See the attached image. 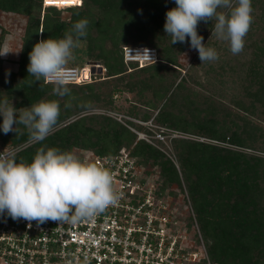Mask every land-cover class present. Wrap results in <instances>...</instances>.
Returning a JSON list of instances; mask_svg holds the SVG:
<instances>
[{
	"label": "trees",
	"instance_id": "1",
	"mask_svg": "<svg viewBox=\"0 0 264 264\" xmlns=\"http://www.w3.org/2000/svg\"><path fill=\"white\" fill-rule=\"evenodd\" d=\"M175 7L174 0H80L79 6L64 8H42L41 0H0L1 11L23 14L27 18L17 70L9 73L6 80L0 72V100L6 96L17 110L41 100H55L60 107L58 123L44 141H31L27 129L19 124L17 131L2 135L3 140L10 147L27 142L15 152L17 162L27 163L45 146L61 151L80 148L104 156L125 148L138 166L151 162L158 167L159 195L169 193L168 188L173 184L180 186L179 170L187 183L194 220L202 231L209 261L212 264H264V171L258 169L262 162L259 158L174 138L177 170L159 149L136 140L135 133L122 123L105 115L81 114L94 106L117 111L114 95L132 94L134 99L127 101L128 107L123 112L127 117L146 122L155 113L154 123L171 131L237 147L247 145L250 131L256 126L229 112L213 84L232 85L221 80L226 70L231 71L237 76L236 84L241 90V94L232 97L233 105L244 112L256 105L264 106V36L251 41V45H244V50L238 54L240 61L236 56L227 57L228 63L215 69L213 65L201 64L197 54L182 74L177 55L189 38L186 37L184 43L171 44L163 27L166 12ZM61 10L69 11L67 20L59 18ZM134 13L139 16V23L135 22ZM252 17L245 39L255 30L264 31V16L259 15L257 19L253 11ZM81 19L89 21L87 36L81 38L82 46L74 51V60L80 62L85 57L89 62L99 63L104 68L103 77L91 83L67 84L70 94L60 97L54 94L53 83H44L43 79L36 82L29 75V53L41 39L64 38ZM213 23H198L197 33L203 37L202 42L207 38L204 43L207 47L215 44L216 37L210 35ZM217 41L216 49L220 52L225 49L224 42ZM123 46L152 48L157 61L142 67L125 64ZM198 71L200 81L199 77L195 79ZM188 82L210 92L198 93ZM123 123L149 134L131 121L123 120Z\"/></svg>",
	"mask_w": 264,
	"mask_h": 264
},
{
	"label": "clouds",
	"instance_id": "2",
	"mask_svg": "<svg viewBox=\"0 0 264 264\" xmlns=\"http://www.w3.org/2000/svg\"><path fill=\"white\" fill-rule=\"evenodd\" d=\"M174 3L176 7L166 12L163 26L171 44L184 43L187 37L201 64L218 61L216 49L207 47L197 33L199 22L211 21L214 22L211 37L227 42L233 55L244 50L245 37L253 22L252 0H174ZM88 23L87 19H81L64 38L41 39L33 45L27 72L34 81L44 79L53 83L54 94L60 97L70 94L64 74L69 62L75 59L74 51L82 46L81 38L87 36ZM144 53L148 55V50ZM59 116L60 107L55 100H41L19 110L6 96L0 100V131L8 134L15 132L18 124L23 125L35 143L52 133ZM113 184L109 169L56 147L39 148L31 163L17 162L14 151L0 152V214L6 213L14 221L22 218L38 224L49 220L75 224L92 220L118 204L120 195Z\"/></svg>",
	"mask_w": 264,
	"mask_h": 264
},
{
	"label": "built area",
	"instance_id": "3",
	"mask_svg": "<svg viewBox=\"0 0 264 264\" xmlns=\"http://www.w3.org/2000/svg\"><path fill=\"white\" fill-rule=\"evenodd\" d=\"M41 2L42 8L80 5V0ZM122 57L125 64L138 67L157 61L156 51L147 47L125 46ZM64 75L67 84L90 80V75L84 80L82 69L67 68ZM127 128L137 134V140L150 142L144 134ZM79 159L109 169L113 188L120 195L118 204L92 220L75 224L51 220L38 224L22 218L14 221L6 213L0 214V264H211L203 244L192 246L185 231L172 227L165 203L144 187L141 167L129 150L121 148L110 156L87 152Z\"/></svg>",
	"mask_w": 264,
	"mask_h": 264
},
{
	"label": "rangeland",
	"instance_id": "4",
	"mask_svg": "<svg viewBox=\"0 0 264 264\" xmlns=\"http://www.w3.org/2000/svg\"><path fill=\"white\" fill-rule=\"evenodd\" d=\"M252 8L255 13V16H257V19L259 18V15L264 16V0H259L258 2H252ZM134 11H137L136 9ZM252 11V13H253ZM42 14V10H41ZM135 17V22L139 23V16H136L135 13L133 14ZM61 20H67L70 16L69 11L67 10H61V13L58 15ZM146 16L145 14L140 17L144 18ZM27 23V18L23 14L19 13H12V12H4L0 10V72L2 73L3 80L8 79V74L11 72H15L18 67V60L20 56V48H21V43L22 39L24 36L25 32V26ZM212 33L210 32V35ZM264 36V31L262 30H255L254 32H251L250 38L245 39V44L251 45V41L255 42L261 39ZM207 41V38L204 40L203 43ZM224 42V50H218L216 49V45L218 43L217 39L215 40V44L211 46V48L216 49V51L219 54V60L215 62H205L206 64L213 65L212 67H215L220 69L219 65L221 66L223 63H228V58L227 57H232L236 56L239 61L240 58L238 55H233L230 50H229V45L225 41ZM244 44V45H245ZM198 54V52L192 48H190V44L188 41L185 42L184 49L183 51L177 55V60L182 68V74H183V69L187 68L193 61V57ZM221 60V61H220ZM230 61V60H229ZM69 63L71 68L75 69H82V76L84 80H88V77L90 75V80L87 81L86 83H91L94 82L98 78L102 79L103 73H104V68L97 63V62H89L85 57H83V60L80 62H76L75 60L70 61ZM226 70V69H225ZM238 73V71H237ZM236 73V75H237ZM201 73L198 71L197 76L195 75V79L197 81L198 77L200 81V76ZM225 78H220L223 82L228 81L229 84H224L223 83H215L213 84L217 94L218 91L220 93V101L224 103V107L229 111L234 114H237V116L242 117L244 120H248L251 124L255 125L256 128H252L250 131V136L251 139L246 143L247 145L244 147H237L234 145H230L229 143H224V142H219L216 140H210V139H205L202 137L198 136H190L187 134L179 133L177 131H171L170 129H167L165 127H162L160 125H157L154 123V117L155 113L152 114V116L149 118L148 121L143 122L142 127L145 128L146 131H148L149 134H147L144 131L138 130L134 126H128L123 123V120H128L133 122L136 125V122H134V118L127 117L125 115L124 110L128 107L127 101L133 100L134 95L132 94H121V95H114V99L117 100L115 103V107H117V111L114 110H108L107 108H103L101 106H94L90 109H87L83 111L81 114L82 115H89V114H95V115H105L116 121L117 123H122V125L126 127H130L136 132L140 134H144L143 136L150 140V142H146L143 140L148 145H152L153 147L159 149L166 158L170 159L174 164L176 169L178 170V164L176 160V155H175V150L173 148V140L172 139H190L193 141H197L200 143H205L210 146H215L218 148H223V149H228L232 150L241 154H245L248 157H255L256 159L259 158L262 162L259 163L258 169L264 171V106H259L256 105L255 108H252L250 111L244 112L241 109L236 108L232 102V97L237 94H241L240 88L237 86L236 81H237V76H235L231 71L226 70L224 73ZM44 80V79H43ZM202 81V79H201ZM45 83V82H44ZM85 83V82H84ZM198 83V82H197ZM81 83H78L79 85ZM236 86H235V85ZM189 87H195V90L198 93H202L204 90L206 91L203 87L197 86L191 84V82H188ZM233 86V87H231ZM229 88V89H228ZM231 88V89H230ZM221 89L222 91H220ZM203 91V92H204ZM210 92V91H209ZM208 92V93H209ZM217 99V96L215 93H213ZM243 95V92H242ZM241 97V96H240ZM124 98L126 99L124 102ZM195 99L197 97L195 96ZM219 99V98H218ZM246 100V99H245ZM245 103H247L245 101ZM122 111V112H121ZM80 114V115H81ZM117 114V115H125L122 116L121 120H116L112 115ZM231 118V117H230ZM2 120V117L0 118ZM72 119H69V121ZM139 121V120H138ZM2 123V121H0ZM119 123V124H120ZM139 125V126H141ZM15 127V125L13 126ZM18 130V127L16 126V131ZM151 133V134H150ZM2 135L4 134L2 131H0V152L3 151H15L18 150L19 148L21 149L23 146L26 145V143H23L20 146L16 147H10L8 146V142L4 141ZM136 135V140H137V134ZM160 136V138H158ZM144 139V138H142ZM156 140H158L156 142ZM24 148V147H23ZM71 153H73L75 156L78 158L82 157L83 154L90 152L86 150H82L80 148H72L70 150ZM136 161V159L134 158ZM138 165V164H137ZM140 167V166H139ZM142 170V181L144 184V187L150 189L151 191H154V194L157 195L160 199L163 200L165 203V206L167 208V215L169 220L174 222V227L175 231H185V235L188 238V243L192 244V246H199L200 244H203L205 248V242L202 238V231L199 230V226L197 225L196 221L194 220V213L192 210L191 202L188 198V193H187V186H186V181L184 178H182V175L180 174V171L178 170V175L180 178V186L173 184L170 188H168V192L162 193L159 195L158 190H157V185L160 187V177L158 173V167L153 166L151 162L148 163L146 166L141 167ZM264 181V180H263ZM206 251V250H205ZM211 263V262H210ZM212 264V263H211Z\"/></svg>",
	"mask_w": 264,
	"mask_h": 264
},
{
	"label": "snow or ice",
	"instance_id": "5",
	"mask_svg": "<svg viewBox=\"0 0 264 264\" xmlns=\"http://www.w3.org/2000/svg\"><path fill=\"white\" fill-rule=\"evenodd\" d=\"M49 2H52V0H49Z\"/></svg>",
	"mask_w": 264,
	"mask_h": 264
}]
</instances>
